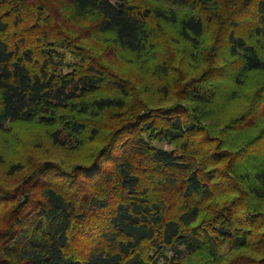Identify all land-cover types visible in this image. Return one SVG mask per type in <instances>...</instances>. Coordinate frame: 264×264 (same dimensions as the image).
<instances>
[{
  "label": "trees",
  "instance_id": "trees-1",
  "mask_svg": "<svg viewBox=\"0 0 264 264\" xmlns=\"http://www.w3.org/2000/svg\"><path fill=\"white\" fill-rule=\"evenodd\" d=\"M0 264H264V0H0Z\"/></svg>",
  "mask_w": 264,
  "mask_h": 264
},
{
  "label": "rangeland",
  "instance_id": "rangeland-1",
  "mask_svg": "<svg viewBox=\"0 0 264 264\" xmlns=\"http://www.w3.org/2000/svg\"><path fill=\"white\" fill-rule=\"evenodd\" d=\"M157 146H160V147H164V148H168L170 149L172 147V145H169L168 143L166 142H156L155 143Z\"/></svg>",
  "mask_w": 264,
  "mask_h": 264
}]
</instances>
